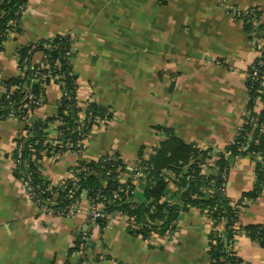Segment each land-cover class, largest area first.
<instances>
[{
    "label": "crops",
    "instance_id": "crops-1",
    "mask_svg": "<svg viewBox=\"0 0 264 264\" xmlns=\"http://www.w3.org/2000/svg\"><path fill=\"white\" fill-rule=\"evenodd\" d=\"M227 8L258 9L253 32ZM261 25L264 0H30L19 32L0 52V93L18 73L21 47L73 36L81 100L109 108L113 120L94 128L83 152L44 158L43 176L57 183L77 162L115 153L127 164V180L140 150L153 151L165 138L158 127L214 152L234 140L251 101L247 82L258 58L254 44L264 40ZM59 98V87L47 85L46 103L29 121L55 116ZM262 108L260 101L254 109L260 114ZM23 127L19 120L0 119V264H79L75 248L83 234L89 236L91 264L93 258L97 264H212L210 227L195 206L180 211L170 236L154 232L149 241L124 222L102 228L90 221L85 193L75 215H40L13 171L16 140L27 133ZM262 160L258 154L232 161L226 182L230 199L253 191ZM174 191L162 201L172 203ZM239 224L264 225V186ZM236 250L243 264H264V248L245 234Z\"/></svg>",
    "mask_w": 264,
    "mask_h": 264
},
{
    "label": "trees",
    "instance_id": "trees-1",
    "mask_svg": "<svg viewBox=\"0 0 264 264\" xmlns=\"http://www.w3.org/2000/svg\"><path fill=\"white\" fill-rule=\"evenodd\" d=\"M20 0H14L13 3ZM13 4H0L1 10L13 9ZM256 10L260 17V12ZM5 22L6 18L0 20V41L5 39ZM249 31L253 32L255 26L247 23ZM258 30L264 31V26H259ZM19 32V29L17 30ZM70 35L55 36L43 40H39V47L35 53L42 51V43L48 42L51 44H60V49L43 50L50 59L55 62L59 60L61 66H56L58 73L65 74V86L63 91L65 95L59 100V109L56 116L46 117L36 122L29 121L30 118H25L22 122L24 129L27 130L25 136H21L16 140V147L12 153V158L19 162L14 169L16 178H21L22 175H28L32 178L31 185L37 189L40 186L42 189H49L47 196L56 194L55 209H66L72 204V199L66 197L67 191L62 187L53 186L50 180H47L42 173V166L38 160H43L42 152H47V157L52 155L54 149L57 153L65 152L64 147L58 144L59 140H70L74 145L81 139V134L74 131L77 127L76 114L80 111L75 100L78 85V77L72 62H68L64 57L63 52L68 48L67 41ZM70 45V43H69ZM30 45L21 47L17 52V65L19 72L10 80L3 84L6 87L7 93H0V119H5L8 113L7 106L9 102L20 103L24 101L27 89L31 90L35 95L44 94L46 97V86L51 84L49 79H38L32 81L34 71L31 69L30 62L25 59L29 56L28 51ZM3 47H0V52ZM74 57V54H73ZM264 79V66L259 69V76L252 81L248 78L247 87L251 98L249 109L253 110L256 106L255 99L260 98L263 101L261 110L260 122L264 121V89L261 86ZM14 88V91H11ZM263 91L260 92V91ZM8 96H10L8 98ZM46 102V98H45ZM91 108L95 110V115L103 117L110 110L98 105L95 101L91 103ZM61 121L62 124L56 128L54 124ZM105 118H97L95 124L98 126ZM163 131L165 138L154 149V153L150 158L141 160L143 152L146 148H142L139 152L138 161L134 167L133 173L140 166L148 167V173L153 178L147 185L141 186L142 189L136 187L132 177L124 182L119 178L118 169L122 172H127V164L120 155L115 154V161H106L108 156H102L99 159L91 161H79L77 168H70L80 177L81 188L77 192L80 196L82 191H86L88 197L96 198L99 195V202L102 204L103 211L112 213L115 211H123L128 217H136L138 223L146 224L151 222V229L143 226L140 230H131L130 232L136 236H141L143 239L150 236L152 232L164 234L170 225L175 222L171 228L173 232L176 228V223L181 210H187L188 207H198L202 213L209 214L214 220L213 226L222 224L224 227L223 236H219L218 232L211 231L209 235V257L212 264H229L234 262V258L227 253L226 241L230 240L236 224H239L241 212L233 205L234 200L223 192L226 190V182L228 173L231 168L232 161L237 157H254L262 156V162H259L256 167L257 183L253 191L245 193L242 198H247L251 202L255 200L262 191L264 186V134L255 129L251 124L246 123L242 129L236 133L235 144L226 147L232 155L226 158L223 152H214L212 149L202 150L196 145L187 144L181 138L176 137L169 129L158 127ZM60 132L61 138L54 139L52 134L54 131ZM90 134V130L84 128L83 133ZM246 148L241 149L242 146ZM19 153L21 154L19 156ZM36 156L33 159V156ZM218 159L214 163H210L213 157ZM28 164V169L25 165ZM87 168V171H79ZM76 169V170H75ZM227 169V177H224V172ZM172 170L178 177L177 191L172 192L169 199L176 201L175 204L167 201H162L163 197L170 192L168 182L166 181L165 172ZM206 171V172H204ZM161 175V176H160ZM190 176V177H189ZM67 179L66 183H69ZM211 189V190H210ZM214 190V191H213ZM208 191L211 192L208 193ZM240 198L238 202L241 201ZM249 206V205H248ZM247 206V207H248ZM160 222L161 224H157ZM99 225L104 228L106 222L99 220ZM237 232L245 234L264 248V225L242 226L239 224ZM81 243V237L77 239V244Z\"/></svg>",
    "mask_w": 264,
    "mask_h": 264
},
{
    "label": "built area",
    "instance_id": "built-area-1",
    "mask_svg": "<svg viewBox=\"0 0 264 264\" xmlns=\"http://www.w3.org/2000/svg\"><path fill=\"white\" fill-rule=\"evenodd\" d=\"M14 0H0V4H10L12 3L13 9L11 10H1L0 11V20L3 18H6L5 22V39L0 41V47L5 46V44L13 37V35L17 32V30L20 27V24L22 22V19L25 15V12L27 10L28 4L30 0H20L18 2L13 3ZM227 14L232 16L233 18L242 21L244 23H249L252 26H256V24L259 22V15L257 14L256 10L254 9H248V10H240L236 8H227ZM264 35V31H263ZM64 36V35H63ZM69 40L67 41L68 48L65 49V52H63L64 57L69 62L73 61V54L75 52V38L73 36H69ZM70 43V45H69ZM39 42H34L29 44L31 46V49L28 51L29 56L25 59L26 62H30L31 69L34 71V74L32 75V81L38 79H49L52 84H55L59 87L60 90V98L65 95L63 91V87L65 86V74L58 73L56 66L60 67L61 63L59 60H56L53 62L52 59L49 58L48 55L43 50H53V49H60V44H51L48 42L42 43V51H38L35 53V50L39 47ZM254 47L258 53V58L255 62V65L253 66L249 79L254 82L255 79L259 76V69L264 66V40L262 42H255ZM37 53L42 54V58L38 61H35L34 56ZM17 71L19 72V68L17 65ZM79 85V84H78ZM262 88L264 89V79L261 83ZM4 91L1 93H7L6 87L3 84ZM11 91H14V88H11ZM260 92L263 93L261 90ZM80 89L78 88L77 94L75 97V100L77 102V106L80 108V111L76 114L77 120L76 124L77 127H75L76 132H79L81 134V139L78 140V142L74 145L70 140L63 141L59 140L58 144H61L65 152L63 153H57L53 149L52 155L47 157V152L43 151V159L48 158L52 161L58 160L62 155L68 154V153H80L83 152L87 148V141L89 137L92 134V131L97 126L95 124V120L99 118H105V121L101 122L100 125L108 126L111 124V121L113 120V112L111 110H108L103 117L100 115H95V110L90 107L91 103L94 102L93 100H88L86 102H83L80 97ZM10 96H8L9 98ZM45 96L43 93L40 95H35L31 90L27 89L26 96L24 98V101L20 103H13L12 101L9 102V106H7V116L6 120H19L21 122H24L23 120H26L25 118H31V116L39 109H41L45 105ZM59 98V100H60ZM59 100H58V109H59ZM255 104H258L260 102V98H256ZM58 113V111H57ZM56 113V115H57ZM55 115V116H56ZM249 123L251 124L255 129L259 128V131L264 134V121L260 122V115L255 111V109L251 110L249 108H246L244 114H243V121L241 125L238 127L236 133H238L244 124ZM62 124L61 121H57L54 126L58 128ZM89 129L91 132L90 134L83 133V129ZM60 132L54 131L52 134V137L54 139H59L61 137ZM235 144V138L234 140L227 146H231ZM200 148V147H199ZM246 148L244 145L241 147V149ZM202 149V148H200ZM206 150V149H202ZM226 156V158H229L232 155V152L230 150H222ZM154 153L153 151L145 150L143 152V156L141 160H148L150 156ZM21 154L19 153V156ZM36 156H33V159H35ZM13 159V158H12ZM116 156L115 153L109 154L105 158L106 161H115ZM43 160H38L39 163H42ZM138 161V159H137ZM19 161L17 159H13L14 169L17 166V163ZM210 163H214V161H209ZM80 162H77L72 168H77L79 166ZM136 165V163H135ZM134 165V167H135ZM28 164L25 165V168L28 169ZM76 170V169H75ZM87 171V168L81 169L79 171ZM14 171V170H13ZM119 171V178L122 182H124V177L126 172H122L121 168L118 169ZM134 171V168H133ZM206 172V171H204ZM132 179L136 187L145 186L153 180V178L148 173V167L140 166L136 169L134 173H132ZM166 181L168 182V187L170 189H175L177 191V184L176 181L178 179L177 175L172 170H167L165 172ZM161 176V175H160ZM190 177V176H189ZM224 177H227V169L224 172ZM71 181L69 183H66L67 179H70ZM18 179V178H17ZM19 182L22 184L24 190L26 191L29 199L35 204V206L38 208L40 215H53V216H72L75 215L77 212H79L80 208L79 205L82 200L83 193L86 194L87 200L90 204V214H89V220L92 222H97L99 220H104L106 222V226L108 225H116L119 222H124L126 226L131 230H140L143 228V226H146L147 228L151 229V225H153L151 222H148L146 224L138 223L136 221V217H128L126 213L123 211H115L112 213H108L106 211H103L102 204L98 201L99 195L96 198H90L87 195L86 191H82L80 196H77V192L81 188L80 185V177L74 174V172L70 171L69 177L66 179H63L57 183H53V186L55 187H62L67 191L66 197L71 198L72 204L66 209H55V206L58 205L56 202V194H54L52 197L47 196L46 194L49 192V189H42L40 186H37V189H35L34 186L31 185L32 178L28 175H22L21 178L18 179ZM211 190V189H210ZM214 191V190H213ZM222 191L225 192V188H222ZM208 193L211 194L210 191ZM251 203V201L247 198H242L240 202L238 200H234L233 205L236 206V208L242 213L247 206ZM206 222L208 223L210 227V232H218L219 236H223L224 227L222 224H220L218 227L213 226L214 220L212 217L207 214L203 213ZM157 224H161L160 222H157ZM175 225V222H173L170 225V228L166 230L164 233L165 236H170L172 234L171 228ZM154 226V225H153ZM239 224L237 223L235 226V230L232 234V237L230 240L226 241V247H227V253L229 256L233 257L235 260L234 262H230L229 264H243L241 259L237 255V244L239 238L243 235L242 233L237 232L239 230L238 228ZM154 232H152L153 234ZM145 241L150 240V236L144 239ZM89 236L87 234H83L81 236V243L76 245L75 253L79 257V264H91L90 260V254H89Z\"/></svg>",
    "mask_w": 264,
    "mask_h": 264
},
{
    "label": "water",
    "instance_id": "water-1",
    "mask_svg": "<svg viewBox=\"0 0 264 264\" xmlns=\"http://www.w3.org/2000/svg\"><path fill=\"white\" fill-rule=\"evenodd\" d=\"M97 222H99V221H97ZM93 261H94V263H93ZM98 262H99L98 258H95V259L93 258V259H92V263H93V264H97Z\"/></svg>",
    "mask_w": 264,
    "mask_h": 264
}]
</instances>
